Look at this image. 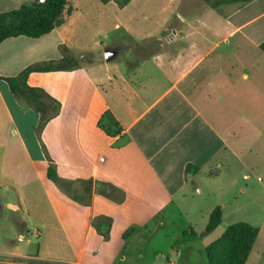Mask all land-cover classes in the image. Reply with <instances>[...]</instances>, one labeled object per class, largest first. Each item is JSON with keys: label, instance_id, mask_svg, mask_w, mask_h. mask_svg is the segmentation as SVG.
Listing matches in <instances>:
<instances>
[{"label": "crops", "instance_id": "crops-1", "mask_svg": "<svg viewBox=\"0 0 264 264\" xmlns=\"http://www.w3.org/2000/svg\"><path fill=\"white\" fill-rule=\"evenodd\" d=\"M35 1L0 0V12ZM167 4L170 34L137 62L118 34L124 8L99 0L0 44V264H156L166 253L144 250L170 241L198 178L250 167L252 135L264 144V0ZM101 49L115 54L98 59ZM41 65L18 84L25 105L6 78Z\"/></svg>", "mask_w": 264, "mask_h": 264}, {"label": "rangeland", "instance_id": "rangeland-1", "mask_svg": "<svg viewBox=\"0 0 264 264\" xmlns=\"http://www.w3.org/2000/svg\"><path fill=\"white\" fill-rule=\"evenodd\" d=\"M73 1L71 0V2ZM189 1L205 2L204 0H131L122 7L115 0L109 1L114 3L110 6H115V9L124 8L122 12L124 29L119 30L118 34L120 35L123 32L125 42L123 51L128 48L133 50V56L131 57L133 62H137L150 52L159 50L163 42L159 35L164 37L170 34V28L162 26L165 18L172 16V12H174L167 9V3L172 7L175 6V13H179ZM107 25L105 23L102 29ZM94 32H96L95 29L92 30V33ZM104 32H107V37L102 39L108 40V46L114 44L109 40L116 37V35L111 37L116 33L115 30L110 29V26H108ZM152 33L154 35L145 37ZM137 37L143 38L138 39ZM102 58H105L104 49L100 50L98 59ZM92 61L93 57H86L83 63L87 64ZM251 145L253 151L245 154V159L250 164L249 168L237 165L230 169L224 165L218 174L213 176L202 175L198 178L199 190L193 189L188 193L185 199L186 206L183 205V213L175 212L171 215L170 243L165 242V245L156 243L154 249L144 250L145 254H149V256L153 254V251L166 253L167 257L160 259L159 262L158 260L155 261L156 264H209L206 251L207 245L220 237L229 225L241 221L259 228V236L254 245L256 254L249 255L247 264H264V155H262L264 144L260 143V138L256 132L252 135ZM244 147L248 149L247 145ZM235 162L237 164V161ZM244 173L250 174V178L243 179ZM217 205L222 207L223 220L214 233L204 237L183 239L180 242L174 241V237L182 236L190 225L198 232H202L209 221L211 211ZM185 209L187 212L184 211ZM9 235L12 239L18 240L17 231L9 232ZM18 243L22 246L29 244L32 248L36 246L35 241L27 243L24 240L18 241ZM218 250L221 256L226 252L224 245H220ZM125 264H143V260L128 261Z\"/></svg>", "mask_w": 264, "mask_h": 264}, {"label": "trees", "instance_id": "trees-1", "mask_svg": "<svg viewBox=\"0 0 264 264\" xmlns=\"http://www.w3.org/2000/svg\"><path fill=\"white\" fill-rule=\"evenodd\" d=\"M107 3L110 0H101ZM120 6L127 5L131 0H115ZM211 7H219L227 3H238L243 5L251 0H204ZM71 12V0H45L44 2L37 1L33 4H25L21 7L0 12V44L7 38L17 36H28L32 38L41 37L57 27H60L66 21ZM260 48L264 51V42ZM49 66H30L26 68L20 75L15 77H7L12 91L19 100H22L18 84H25V77L33 71L39 69L48 70ZM23 101V100H22ZM21 101V102H22ZM27 101V100H26ZM29 102L30 99H29ZM27 101V103H29ZM23 103L27 105L24 101ZM104 123L106 129L116 134L121 130V126L116 121L115 117L107 112ZM190 165L187 166V172L190 170ZM223 220V210L220 205H217L211 212L209 221L205 229L198 233L190 227L179 240L188 238L204 237L213 232ZM259 235V228L247 222H236L227 227L221 238L206 248L209 264H246L247 258L253 250L254 244ZM220 245H224L226 252L221 256L219 252Z\"/></svg>", "mask_w": 264, "mask_h": 264}, {"label": "water", "instance_id": "water-1", "mask_svg": "<svg viewBox=\"0 0 264 264\" xmlns=\"http://www.w3.org/2000/svg\"><path fill=\"white\" fill-rule=\"evenodd\" d=\"M38 0H36L34 3H36ZM115 52L111 51V50H108L106 51V54H105V57H106V60H110L113 56H114Z\"/></svg>", "mask_w": 264, "mask_h": 264}, {"label": "built area", "instance_id": "built-area-1", "mask_svg": "<svg viewBox=\"0 0 264 264\" xmlns=\"http://www.w3.org/2000/svg\"><path fill=\"white\" fill-rule=\"evenodd\" d=\"M39 2H44L45 0H38Z\"/></svg>", "mask_w": 264, "mask_h": 264}]
</instances>
